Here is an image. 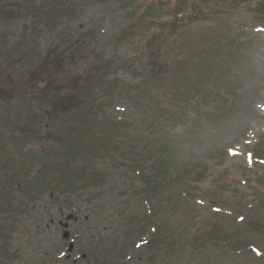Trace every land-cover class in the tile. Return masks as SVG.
Wrapping results in <instances>:
<instances>
[{"label": "rangeland", "instance_id": "1", "mask_svg": "<svg viewBox=\"0 0 264 264\" xmlns=\"http://www.w3.org/2000/svg\"><path fill=\"white\" fill-rule=\"evenodd\" d=\"M156 2L0 0V93L17 92L30 72L46 73L35 96L9 107L0 96V264H264V0H239L240 9L210 2L177 19L174 3L160 12ZM140 17L154 24L147 39L160 34L165 67L156 74L161 90L135 103L125 96L129 74L110 69L92 82L86 70L103 57L135 56L138 39L122 46L117 36ZM99 99L110 105L100 114L92 107ZM107 123L138 130V151L160 164L148 190L151 218L143 219L161 234L152 251L134 247L138 227L123 229L147 210L145 200L136 203L142 197L121 167L90 161L97 149L111 153L88 132ZM51 166L68 167L67 175L53 178ZM43 168L58 191L36 177ZM85 218L91 229L78 249L71 238ZM220 232L244 249L216 248L211 237Z\"/></svg>", "mask_w": 264, "mask_h": 264}, {"label": "trees", "instance_id": "2", "mask_svg": "<svg viewBox=\"0 0 264 264\" xmlns=\"http://www.w3.org/2000/svg\"><path fill=\"white\" fill-rule=\"evenodd\" d=\"M208 1V2H205ZM226 2H223L221 0H157L156 8L157 11L161 12V8H164L166 10V7L162 3H174V6L171 8V16L175 19L179 18L181 16V12L183 9H194L197 10L199 7L206 6L210 4V2H213L215 4H224L226 6H233L237 7L238 9L241 8L239 6V0H225ZM237 2V3H236ZM225 7V6H224ZM245 8H250L249 5L244 6ZM163 10V11H165ZM56 13L63 15L64 9L60 11H56ZM40 16H42L40 14ZM1 18V17H0ZM3 19V18H2ZM0 19V20H2ZM139 21H144L142 24L137 25L134 24V22H131L129 24H124L122 26V32L120 35L117 36V41L119 44H122V46H126L131 44L133 41L138 39L137 44L139 43L140 46L137 49V54L134 56H127L123 58L120 62H115L110 64L109 62L106 63V59L103 57V60H101L98 65H95L94 67L87 69V74L90 76V78L93 81H100L101 77H104L103 75L107 73L110 69H119L121 73L124 72L132 78V80L127 81V85L125 86L126 89L124 90L126 93V98L128 100H133L135 103H141L142 99H148L151 100V94L154 91H160L161 90V84L163 83V78L156 77V74L158 73L159 69H162L165 67V63L162 62V58L159 56V53L162 49L157 48L156 42L158 39H160V34L156 36V34L152 35L149 39L146 37L147 27L151 30L154 28V24H151L145 17H140L138 19ZM204 20V18L202 19ZM158 30H164L162 28ZM93 31V30H92ZM138 44V45H139ZM72 49H78V46H71ZM177 53V52H176ZM55 60L57 59V56L54 57ZM61 59V58H60ZM161 60V61H160ZM137 64H143V66H137ZM114 65V66H113ZM35 70V69H31ZM45 70V69H43ZM40 71L36 75L34 73L28 74V77L25 78L24 82L19 85V88H15L17 92H10L8 94H1V98L3 97L7 107L12 104L17 98L25 97V96H35L36 92L38 91V86L42 85L37 81L38 78H46L45 71ZM46 83V82H45ZM151 83H154L156 87H152ZM160 85V87H159ZM6 86V85H4ZM3 86L0 87L2 89ZM90 90V89H89ZM89 90L87 91L89 93ZM55 91V89H54ZM2 93H7L8 91H1ZM26 93V94H25ZM43 93V92H42ZM89 94H87L88 97ZM7 97V98H6ZM6 98V99H5ZM37 98V97H35ZM117 99V98H115ZM127 99H123L125 101H128ZM174 99V97L172 98ZM102 99H99L98 103H95L92 107L93 109L100 110L98 114H100L101 111L104 112L110 105L105 104L102 102ZM129 106L132 108V104L129 101ZM83 105V104H82ZM150 110L145 109V112H148ZM97 118V116H96ZM78 123V122H75ZM119 123L113 124L110 126L109 123L102 124V128H92L88 132H91L93 135L97 136L100 140V138L105 142L107 141V147L105 148V152H111L101 155V149L95 150L92 155L91 160H93V163L98 166L100 163L103 162V165H109L113 168H115L117 165L121 167L120 169H123V175L125 176V179L127 180L126 183H129L130 190L133 192V194L136 195L137 199H139V196L142 197L139 199L136 203L140 206L141 200H145V206H147L146 211L139 210L137 214L131 215L129 220L127 221V224H123L124 230H131L135 227H138V230L136 231V239L134 242V247L136 245H139V248L146 244L149 249V251H152L156 248L158 245V241L161 237V234L159 232V229H155L152 226H148L146 223H144L145 220L151 218L147 216V211L150 209V207L153 205L152 203V197L150 196L151 193H148L149 189H152L156 186L155 184V175L154 173L158 172V168L156 166H160L159 162L157 161V165L153 162H151L150 159L146 158L148 155L146 153V156L144 152H139V147L137 146V141L134 139V137H137L139 134L138 130L132 131V126L128 124V126L120 127L118 128ZM87 127L82 128L76 126L75 130H77L80 134L87 133ZM93 130V132H92ZM120 131H124V134H121ZM83 135V134H81ZM125 140H127V143H125ZM65 142V138L63 136L55 137V142ZM138 148V149H137ZM261 150H258L257 153H260ZM65 153H59L58 156H63L62 159L65 158ZM70 157V156H68ZM72 157V156H71ZM83 157V156H82ZM74 158V156L72 157ZM81 158V154L78 155V159ZM63 162V161H62ZM155 166V167H154ZM50 172L53 173V178L56 176L59 178H64L66 174V169H60L56 170L54 166H51ZM118 167V168H119ZM115 170V169H114ZM44 171V172H43ZM115 171H118L116 169ZM49 171H45L44 168L37 174V178L41 180V182H45L47 187L49 189H53L55 191H58L59 187L55 183L46 182L48 177L50 176ZM72 172V171H70ZM76 172V171H74ZM47 175H45V174ZM187 176V175H185ZM46 178V180L44 179ZM36 178V180H37ZM104 179V177H102ZM122 176L120 177V179ZM119 179V180H120ZM35 180V181H36ZM60 180V179H59ZM100 181V180H98ZM190 182V180H188ZM61 183V181L59 182ZM85 189V188H84ZM61 190V189H60ZM62 193H65V189H62ZM101 209V207H99ZM95 209L97 211L96 213L99 214L101 220L103 219L104 222L109 221V211H105L101 209ZM140 209V208H138ZM107 215L106 217L104 215ZM138 215L141 216V218L138 217ZM89 223H84L81 227L80 233L75 231L72 235V240L75 241L78 245V249H80L83 246H79L80 238L81 236L85 237L87 234H89V231H87L86 227ZM252 223H250L251 225ZM106 225V224H105ZM86 226V227H85ZM112 227L117 232L119 229V226L115 223L112 225ZM112 230V228L109 226L107 229L105 228L103 234L106 233L107 230ZM113 232V230H112ZM78 233V234H77ZM212 231H210V234ZM77 236H79L77 238ZM113 237V233L111 234ZM109 236V237H111ZM111 237V238H112ZM104 238V237H103ZM111 240L108 237H105L104 240ZM212 243L216 246V248L219 246L220 243L228 245V247L232 248L233 252L240 251V249H244V245L239 244L240 242H234L229 240L228 234L226 232H220L218 234H215L211 237ZM112 241V240H111ZM160 242V241H159ZM114 243V242H112ZM97 245V242H96ZM247 244L245 245L246 248ZM86 247H89L90 249L93 247V245L87 244ZM97 248V247H96ZM81 253V252H80ZM76 254L79 256L78 252L76 251ZM85 254H80V257L83 258ZM76 256V257H78Z\"/></svg>", "mask_w": 264, "mask_h": 264}]
</instances>
